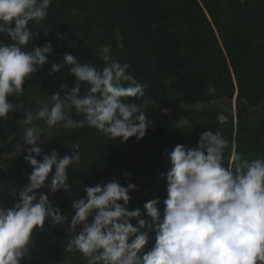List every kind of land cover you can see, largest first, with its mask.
<instances>
[{"label": "trees", "instance_id": "trees-1", "mask_svg": "<svg viewBox=\"0 0 264 264\" xmlns=\"http://www.w3.org/2000/svg\"><path fill=\"white\" fill-rule=\"evenodd\" d=\"M28 28L39 35L23 51L48 43L53 51L47 63L25 81L23 95L9 97L16 110L0 119V206H15L19 191L29 183L33 171L26 160L32 146L24 143V113L48 103L52 94L61 92V85L71 90L77 83L64 61L66 53L76 56L79 63L102 69L105 62L100 48L112 45V58L129 64L128 74L147 85L145 97H129L125 102L141 104L154 126L143 139L132 137L121 142L87 125L71 130L62 125L49 129L39 122L44 129L38 142L43 153L36 158L42 160L53 149L60 157L72 156L71 145L79 143L81 164L66 170L69 192L61 189L51 194L47 190L55 169L46 185L36 191L37 195H48L66 220L57 225L47 218L43 228H35L21 264H87L82 253L65 252L66 242L72 237L69 226L75 215L73 202L86 196V187L113 179L122 186L133 183L136 190L129 193V210L139 209L141 218L149 219L144 205L159 199L163 219L166 174L171 169L166 154L178 144L198 147L203 132L215 133L218 129L228 139L225 167L233 150L249 160L264 157V0H52L48 17L41 25L33 27L29 23ZM0 41L13 43L7 35L0 36ZM53 64L60 66L59 72L52 71ZM80 88L84 96L88 86L81 82ZM236 93L261 106L258 112L244 100L239 101L236 134L231 113L223 122L217 111L185 110L220 99L232 100ZM170 110L180 111V119L191 120L194 130L186 125L172 126ZM69 115L83 119L75 109ZM257 118L262 120L257 123ZM92 219L89 217V223ZM130 222L138 226L136 219ZM142 231L148 232L150 239L138 253L140 257L156 243L154 227Z\"/></svg>", "mask_w": 264, "mask_h": 264}, {"label": "clouds", "instance_id": "clouds-1", "mask_svg": "<svg viewBox=\"0 0 264 264\" xmlns=\"http://www.w3.org/2000/svg\"><path fill=\"white\" fill-rule=\"evenodd\" d=\"M51 4L52 0H0V36L7 35L13 42L0 41V119L16 110L9 97L23 95L25 81L47 63L53 51L51 43L22 50L39 35L29 30V23L41 25ZM100 52L105 62L102 69L79 63L76 56L66 53L64 61L77 79L75 87L69 90L61 85L63 95L52 94L48 103L24 113V143L32 146L26 160L33 171L15 206H0V264H21L33 230L43 228L47 218L57 225L66 220L48 195L36 191L46 185L53 169L47 185L50 191H70L66 170L81 164L80 144L71 145L72 156L60 157L53 149L37 159L43 153L38 146L44 132L40 121L49 129L87 125L121 142L143 139L154 126L141 104L125 102L129 97H145L147 85L128 74L129 64L112 58V45L102 46ZM52 71L59 72L60 66L53 64ZM81 82L88 86L84 96ZM73 109L83 119H73L69 115ZM228 146V139L217 129L201 133L196 148L178 144L166 154L171 169L166 174L163 219L159 199L144 205L149 219L141 218L139 209L129 210V193L136 190L133 183L122 186L113 179L86 187V196L73 202L75 215L69 230L74 235L66 242L65 252L82 253L87 264H264V157L249 160L233 150L225 167ZM133 219L138 226L130 222ZM146 227H154L156 243L140 257L138 253L150 239L142 231Z\"/></svg>", "mask_w": 264, "mask_h": 264}, {"label": "rangeland", "instance_id": "rangeland-1", "mask_svg": "<svg viewBox=\"0 0 264 264\" xmlns=\"http://www.w3.org/2000/svg\"><path fill=\"white\" fill-rule=\"evenodd\" d=\"M244 100L248 105H252V107L260 112L261 106L255 102L249 103L247 98L243 95H239L238 93L235 94V97L232 100H226V99H220L215 102H210V103H205V104H198L195 107H185L186 111L189 110H196V111H202V110H208L211 112H219L221 121L226 122L227 121V114L231 113L233 118H234V133H237V122L239 121V114H238V106H239V101ZM247 100V101H246ZM231 111V112H230ZM169 115L173 118L171 121L172 126H177V125H186L188 126L189 130H194L195 124L189 120V119H180L179 116L181 115L180 111H167ZM262 119L257 118L256 122H260ZM236 147V142H234V148ZM51 183V182H50ZM49 183V184H50ZM48 184V185H49ZM47 190L51 193L54 194L50 191L49 187L47 186ZM59 192V191H58ZM57 193V192H56ZM81 228V225L77 227L76 231ZM70 229V226H69ZM70 231V230H69ZM71 235H74V233L70 232ZM48 261V259H47Z\"/></svg>", "mask_w": 264, "mask_h": 264}, {"label": "flooded vegetation", "instance_id": "flooded-vegetation-1", "mask_svg": "<svg viewBox=\"0 0 264 264\" xmlns=\"http://www.w3.org/2000/svg\"><path fill=\"white\" fill-rule=\"evenodd\" d=\"M36 24L35 23H33V27L35 26ZM33 29V28H32Z\"/></svg>", "mask_w": 264, "mask_h": 264}]
</instances>
